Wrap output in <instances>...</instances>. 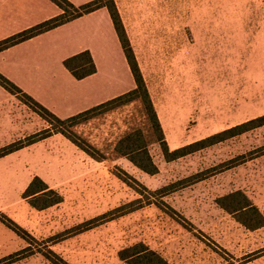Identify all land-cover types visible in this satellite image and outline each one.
I'll return each mask as SVG.
<instances>
[{
	"label": "rangeland",
	"instance_id": "1",
	"mask_svg": "<svg viewBox=\"0 0 264 264\" xmlns=\"http://www.w3.org/2000/svg\"><path fill=\"white\" fill-rule=\"evenodd\" d=\"M114 1L170 150L264 115V0ZM106 13L0 52V74L31 97L27 90L39 77L49 99L46 64L58 76L56 91L64 92L62 58L88 45L98 56L103 103L129 92L134 78ZM60 14L51 0H0V42ZM47 128L0 86V149ZM136 128L152 140L155 175L112 153L116 139ZM74 131L108 159L95 161L60 134L0 158V264H54L56 255L68 264H145L133 253L122 258L134 246L164 264H264V226L246 228L219 203L242 192L264 217V128L171 162L148 134L138 102ZM36 176L62 203L44 211L30 207L24 193ZM132 203L140 208L119 216ZM5 217L29 236H18Z\"/></svg>",
	"mask_w": 264,
	"mask_h": 264
},
{
	"label": "trees",
	"instance_id": "2",
	"mask_svg": "<svg viewBox=\"0 0 264 264\" xmlns=\"http://www.w3.org/2000/svg\"><path fill=\"white\" fill-rule=\"evenodd\" d=\"M51 1L58 6V8L61 10V14L0 42V52H3L25 41L31 40L41 34L54 30L95 11L106 9L110 15L114 29L124 51L128 66L133 75L135 88L123 95L97 105L89 110L83 111L75 116L69 117L67 119H60L47 108L35 101L31 96L26 94L19 87H17L9 79L0 74V86L9 94L15 96L22 103L36 112L48 124V128L44 130L43 133L31 136L26 139V141L20 140L16 143L1 148L0 158L17 152L23 148L32 146L51 137L52 135L60 134L95 161L104 162L108 159V157L97 150L93 145L89 144L86 140L82 139L74 131V128L100 115L127 107L137 102L143 107V117L147 121L150 131L148 134H151L155 138L153 141L160 144L162 154L168 162L192 155L198 151L204 150L219 143H223L247 132L264 128V115H262L200 141L191 143L175 150H170L165 139L163 128L156 112L154 103L149 93L146 80L144 79L141 72L138 60L131 46L115 1L93 0L81 6H75L68 0ZM63 65L76 80H83L97 72V67L93 57L87 50L65 59ZM147 136L142 129L138 128L125 131L114 142L112 153L116 157L126 158L139 170L149 175H155L158 173V167L155 164L149 149L150 145L152 144V140L149 141ZM126 176L128 175L126 174ZM118 177L124 182H129L128 179L122 175H118ZM192 182L195 181L193 180ZM173 187L174 186L165 187L164 189L160 190V192L166 195ZM24 199L28 201L31 208L37 211L47 210L59 205L63 201V197L57 191L51 189L41 178L37 176L32 179L31 183L27 187L24 193ZM219 203L224 210L228 211V213L236 215L238 221L246 228L255 230L264 226V217L258 208L254 206L247 196L242 192L231 193L219 199ZM134 204L135 203H132L128 207L119 208V216L128 214L140 208L136 206L134 207ZM2 221L18 236H29L26 230L18 226L11 219L5 217ZM129 253H133L131 256H134L138 262L141 261L145 264H164V260L158 254L153 251H147L146 249L140 250L139 246H134L123 251L121 253L122 258H128L125 256H127ZM55 257L57 259H53L52 257L50 258L54 264H68L64 262V260L60 259L57 255Z\"/></svg>",
	"mask_w": 264,
	"mask_h": 264
},
{
	"label": "crops",
	"instance_id": "3",
	"mask_svg": "<svg viewBox=\"0 0 264 264\" xmlns=\"http://www.w3.org/2000/svg\"><path fill=\"white\" fill-rule=\"evenodd\" d=\"M104 12V13H103ZM107 12V13H106ZM109 14L106 9H100L98 11H95L91 13L88 16H97L98 14ZM88 16H84L79 18L78 20H75L72 22V24L80 23L83 24L85 20H87ZM68 24H71L68 23ZM112 24V23H111ZM27 42H32V40H29ZM77 47H74L72 50V53L69 55H75L80 52L86 51V49H89V51L92 53L93 60L96 64V67L98 66V56L95 54V51L92 47L88 45H76ZM68 56H64L62 58V61L64 62L65 59H67ZM43 62H51L50 59H45ZM62 62V63H63ZM126 62V61H125ZM128 65V63H127ZM48 67L46 72L43 74V76H48V81H46V85L48 87L49 93V99H47L46 89H42V87H38L39 77L34 76V83L35 86L32 85L33 91H28L33 98L39 100L43 104L44 107H47V109L52 110L60 119H67L69 117L75 116L83 111H86L96 105H99L103 103L104 97L107 96H101L104 92L105 87L103 86H97L96 85V79L100 76L101 70L99 67H97V72L83 80H76L70 72L65 68V70L61 71L60 77H63L66 81L61 84H65L64 92L63 91H56V87H54L57 84L58 76L55 74V70L51 68V64H46ZM129 67V66H128ZM127 69V67H126ZM130 70V68H129ZM128 71V69H127ZM132 74V73H131ZM54 79V80H52ZM53 81V82H51ZM147 81V80H146ZM37 83V85H36ZM58 85V84H57ZM55 89H54V88ZM135 88V82L133 86H130V84L125 89H129V91L133 90ZM43 90V91H42ZM64 96H59L63 95ZM62 93V94H60ZM59 94V95H58ZM57 97V98H56ZM58 135V134H56Z\"/></svg>",
	"mask_w": 264,
	"mask_h": 264
}]
</instances>
